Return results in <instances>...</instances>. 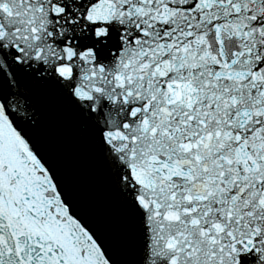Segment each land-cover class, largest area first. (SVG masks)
I'll list each match as a JSON object with an SVG mask.
<instances>
[{"label":"snow or ice","instance_id":"6c2138e0","mask_svg":"<svg viewBox=\"0 0 264 264\" xmlns=\"http://www.w3.org/2000/svg\"><path fill=\"white\" fill-rule=\"evenodd\" d=\"M0 264H264V0H0Z\"/></svg>","mask_w":264,"mask_h":264}]
</instances>
